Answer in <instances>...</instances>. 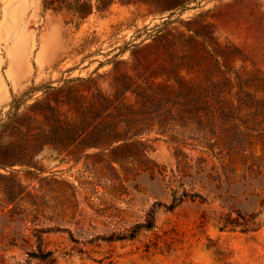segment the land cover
<instances>
[{
  "label": "rangeland",
  "instance_id": "1",
  "mask_svg": "<svg viewBox=\"0 0 264 264\" xmlns=\"http://www.w3.org/2000/svg\"><path fill=\"white\" fill-rule=\"evenodd\" d=\"M76 1L0 0V118L41 85H170L158 107L123 100L157 166L120 200L78 188L58 230L0 212V264H264V0H91L83 19ZM83 164L62 176L78 185Z\"/></svg>",
  "mask_w": 264,
  "mask_h": 264
},
{
  "label": "trees",
  "instance_id": "2",
  "mask_svg": "<svg viewBox=\"0 0 264 264\" xmlns=\"http://www.w3.org/2000/svg\"><path fill=\"white\" fill-rule=\"evenodd\" d=\"M50 4L47 1L45 7ZM72 10L83 19L92 12L93 4L91 0H78ZM141 48L147 50L151 44ZM82 86L31 87L26 92L30 98L37 91L41 94L31 103H26L23 96H13L5 116L0 118V212L12 220L28 219L33 226L51 224L40 232L58 230L75 217L78 188L95 194L98 187H103L113 199L120 200L128 193L127 183L141 172H154L157 166L148 156L149 131L135 117L133 106L123 100L130 93L142 106L158 107L165 99L158 97L157 91L171 86L135 85L131 89V85H122L112 93L97 90L91 95L83 94ZM242 157L256 159L254 153ZM82 160L83 170L76 185L62 175ZM65 164L69 166L59 169ZM91 175L97 180L86 179ZM242 219V223L236 220L226 224L240 226L244 232L247 224ZM153 227L154 214L150 212L143 224L129 230L128 238H134L139 228ZM49 255L47 252L45 256Z\"/></svg>",
  "mask_w": 264,
  "mask_h": 264
}]
</instances>
